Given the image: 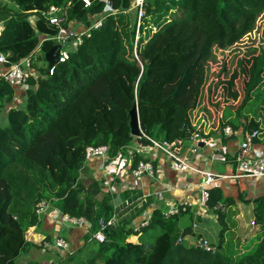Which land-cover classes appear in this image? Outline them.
Returning a JSON list of instances; mask_svg holds the SVG:
<instances>
[{
	"label": "trees",
	"instance_id": "16d2710c",
	"mask_svg": "<svg viewBox=\"0 0 264 264\" xmlns=\"http://www.w3.org/2000/svg\"><path fill=\"white\" fill-rule=\"evenodd\" d=\"M10 1L12 7L0 0V53L8 65L32 59L36 51L44 55L54 45L49 38L58 28L45 15L52 6L62 9L64 29L74 22L90 27L106 1L115 14L106 11L101 26L91 29L52 75L31 77L23 107L9 109L7 123L0 125V264H17L31 246L25 235L39 223L35 211L42 200L89 223L82 245L68 258L75 264H264V195L253 200L239 195L253 205V223L261 232L230 250L233 241L225 243L224 235L236 226V200L210 186L207 206L220 230L218 243L209 241L214 251H206L183 242L193 224L181 232L182 212L167 219L165 210L155 209L149 226L135 235L129 223L150 202L135 205L131 219H116L115 200L82 176L89 147L108 146L115 155L146 143L131 135L133 107L140 130L167 142L188 143L200 125L210 136L225 126L260 130L261 124L247 117V107L264 99V48L243 52L237 46L257 29L264 0H145L139 21L133 0H90L89 8L78 0ZM245 56L256 57L253 70L242 67ZM14 93L0 80V114ZM113 215L105 240L92 239L99 221ZM132 236H138L137 242L130 241Z\"/></svg>",
	"mask_w": 264,
	"mask_h": 264
},
{
	"label": "built area",
	"instance_id": "2783aa9c",
	"mask_svg": "<svg viewBox=\"0 0 264 264\" xmlns=\"http://www.w3.org/2000/svg\"><path fill=\"white\" fill-rule=\"evenodd\" d=\"M78 1L83 4L84 8H89L92 3L90 0ZM144 1L145 0H133L132 8L137 13L138 21L143 14ZM105 5V11L102 15H99L102 17H100L99 20H92L91 26L88 28H84V25L79 22H74L72 23V28L64 29L62 24L65 22V18L61 15L63 13L62 9L55 6L49 8L45 15L49 23L58 28V33L49 38L54 45H59L61 47L58 64L64 63L69 59L70 52L80 46L85 37L90 36L91 29H97L101 26L102 20L104 16H106V11H111V14H115V10L111 9V5L108 1H106ZM74 26H77L82 30H75ZM2 30L3 24L0 23V38ZM68 46L70 47V50L66 49ZM54 68L55 66L47 70V74L49 76L53 74ZM32 76V59L30 57L8 65L4 54L0 53V80H4L7 84L14 88H19L25 86ZM192 124L194 126L196 121ZM201 124H203V122ZM140 133L141 135L138 138H143L146 140V143H137L136 145L127 147L129 159H135L139 156L141 157L134 165L130 166L129 171L127 170L130 176L135 182H140L144 177L154 178L155 168L151 158L158 153L164 161L167 162L172 171L181 174L190 173L199 179V208L201 211L195 213L198 216H202L210 210L207 206L208 188L210 186L217 187V184L222 181H237L247 178L257 180L264 178V151L253 154V141L259 139L261 135L260 130L251 129L247 131H234L230 126H225L220 132H217L215 136H210L208 131L205 132L202 129V125H200L199 130L191 135L188 143H191L194 146L190 150L193 154H197L200 150V143L208 145L214 139L222 141L223 139L226 140L231 137H240L237 150L234 152V155L228 156L226 150L221 149L220 152L211 153L205 159V163L210 165L213 163L231 165L233 167V171L228 175L214 173L195 166L186 155L180 153L182 147L184 146L183 142H167L165 140H157L153 137L145 135L141 130ZM122 158V151L117 152L115 155H110L108 146L89 147L87 149V158L84 164L90 159H100L102 174L100 176L101 184L104 188H106L108 193L110 192L115 194L118 186L122 183L117 184V179L121 180L123 177V171L121 170ZM51 206V200H42L37 204L35 213L38 222H40L41 216L47 213L51 219L57 220L65 225L79 226L85 230L90 229L89 223L84 220V218H71ZM187 206H191L188 201H185L184 204L181 205L171 206L163 212V216L168 219L178 215L180 212L186 211ZM153 211H146L141 217L131 223L130 229L135 235H138L144 228L149 226ZM114 221V215L107 222L101 219L99 221V230L92 235V239L97 240L98 242H103L105 240L106 228L113 226ZM195 227L196 224L193 223V228ZM29 230L30 229H28L25 235L26 240L30 238L28 233ZM180 242L181 239H179L177 243ZM40 245L44 250H62L67 256L71 255V252H69V242L61 237H53L52 240L43 239L40 241ZM193 245L198 248L205 249L206 251H214V248L210 245L209 240L203 237L197 238Z\"/></svg>",
	"mask_w": 264,
	"mask_h": 264
},
{
	"label": "crops",
	"instance_id": "0c3cea01",
	"mask_svg": "<svg viewBox=\"0 0 264 264\" xmlns=\"http://www.w3.org/2000/svg\"><path fill=\"white\" fill-rule=\"evenodd\" d=\"M6 4L13 6L11 3ZM99 19L100 17H93V20ZM78 29L79 28H75V30ZM32 73V79L34 80H37L39 76L43 75L42 73H40V70L36 71L34 67L32 68ZM27 87L28 86L26 84L23 87L14 88V100L11 104L6 106L0 116L2 123H7V113L9 109L23 107L25 100V91ZM260 131L261 135L253 145V154H255L256 152L264 151V135L261 128ZM235 140V137L232 140H229V138H227L225 142L214 139L208 145H203V147L200 148L197 154H193L190 151L194 147L193 144L184 143L181 151L198 168L209 170L214 173L228 175L233 171V167L231 165L219 163H213L210 165L205 163V159L211 153L220 152L221 149L226 150L228 156L234 155V152H236L237 145L239 143V141ZM127 150L128 148L126 149V151L122 152L123 158L121 162V170L123 171V177L121 180L117 179V184H120L121 182L122 183L118 186L117 192L115 194H112L110 192L108 193L116 202L114 208L118 209V211H116L117 217L119 219H131L134 216L133 213H135L133 212V208H135L134 206L144 204L146 203V201L150 202L149 206L147 207L148 209H145V211H143L139 217H141L146 211H153L154 209L163 211L167 210L171 206L181 205L184 204L185 201H188L190 202L191 206H187V210L183 211V214L180 213L178 224L181 232L188 226H191V224L193 223L196 224V227H192L190 235L185 236L183 238V242L188 243L187 246H192L194 244V241L197 238L201 237L206 238L211 243L214 242L212 241V236L218 235V233L213 226V222H215L214 220L216 219V215L213 213V210L210 209L202 216H198L195 214L196 212L201 211L199 208V179L190 173L181 174L172 171L169 168L167 162L164 161V159L157 153L151 158L155 168V177H144L140 182H135L128 171L130 166L134 165L136 163V160L139 159L140 156L135 159H129ZM100 167V159H90L87 161V163L84 164L82 175L87 173L88 171L89 179L98 182L99 187L102 190L107 191L106 188L102 186L100 181V176L102 175ZM84 177H88V175H85ZM217 187L223 190L225 196L232 197L234 200H236V205L232 207V209L236 211V215L234 216V219H236V217L238 218L239 216H242V212L236 210L240 206L239 204H242L244 207H250V210L247 214H249L250 211L252 212L253 208V205L251 203H244V201H241V199L238 198L243 197V200H253L259 196L264 195V178L257 180L247 178L237 181H222L217 184ZM134 199H136V201L132 203L131 201H133ZM120 206L123 207L119 210ZM187 211L192 214V219L190 218V215L188 213L186 214ZM137 219L134 217L133 220L136 221ZM30 230V238L26 241H28L31 246L27 249V252L33 249L37 253L42 254L41 251L45 252L46 250L41 247V240L60 237L66 232L64 238L71 245V250L74 251L82 245L83 237L86 231H88L89 229L85 230L84 228L79 226L65 225L57 220L51 219L46 213L41 216V220L38 225L30 228ZM240 247L242 248L243 245ZM52 252L57 253L58 255L62 254V258L67 257L66 253L62 250H53ZM19 264L56 263L46 259H42L38 262L29 259L22 261Z\"/></svg>",
	"mask_w": 264,
	"mask_h": 264
},
{
	"label": "rangeland",
	"instance_id": "374dc122",
	"mask_svg": "<svg viewBox=\"0 0 264 264\" xmlns=\"http://www.w3.org/2000/svg\"><path fill=\"white\" fill-rule=\"evenodd\" d=\"M1 2L3 5H7V7H12L11 5L6 4V3H11L10 0H1ZM99 17H102V16H99ZM263 25H264V16L261 19H259V21L257 23V29L255 31H253L252 33H250V35L245 37L242 40V42L237 46V48L241 49V51H243V52L246 51L247 47L257 48V47L262 46L264 48V34L262 32ZM75 28H78V27L75 26ZM66 49L70 50V47L68 46V47H66ZM241 56H243V55H241ZM242 58H243L242 67L245 68V70H253L254 66H255V62H256V57L254 58L251 56H247V57L245 56ZM32 67H34L36 69V71L40 70V73H42L43 76L45 74H47L46 70H47L48 66L44 60V55L42 54L41 51H36L34 53L33 58H32ZM232 67H234V70H238V68H239L237 64L232 65ZM263 80H264V75H263ZM262 88H263V93H264V83L262 85ZM258 96H260V93L254 94L255 98ZM247 112H248L247 113L248 118L249 117L255 118L256 121L261 124L260 128H261L262 133L264 135V99L262 98L259 102L250 104L247 107ZM251 112H257L256 117H255V115L251 114ZM0 116H1V114H0ZM201 121H202V119H200L199 122H201ZM240 121H241V124H245V122H246V120L244 118H242ZM5 124L2 123V121L0 119V125L3 126ZM238 131H240V130H238ZM157 137L159 139H161V136H159V135H157L156 138L155 137H153V138L157 139ZM235 139L237 141H239L240 137L236 136ZM180 153L183 154L182 151ZM85 175H88V177H89L88 171H87V173L83 174L82 176H85ZM239 205H240L239 206L240 208L238 207L236 210L242 212V216H239L238 218L236 217V219H234L236 222V226H234V228L231 229L233 231V233L228 232L224 235L225 243H227L229 241H233V244L229 243V249L230 250L232 249V247L235 249L236 244L242 246V245H245L246 243H248L250 241H253L254 238L256 236H258V234L261 232V227L258 224L253 223L254 218L252 216V212L250 211V213L247 214L250 210V207L249 206L244 207L242 204H239ZM115 214H116V219H117V213H115ZM131 223L132 222L129 223V226L131 225ZM129 226H128V228H130ZM213 226H214V229L218 233L220 230V225L215 221V222H213ZM29 232H31V230H29ZM148 233H150V232L148 231ZM65 234H66V232L60 237L65 239L64 238ZM212 238H213L212 241H214V243L217 244L218 243L217 242L218 241L217 235H213ZM50 239L52 240V238H50ZM137 239H138V236H132V238H130V241L137 242ZM222 246L225 247L226 245H222ZM69 247H70L69 252H71V255H72V253L74 251L71 250L70 244H69ZM52 251L53 250H51V249L46 250L45 252L41 251L42 254H39L33 249L28 251V252L26 250L18 258L17 264L21 263L22 261L29 260V259L35 260L37 262L42 260V259H46V260L53 261L56 264H75V262L73 260H69L70 255H68L67 258L66 257L62 258L63 257L62 254L58 255L57 253H54Z\"/></svg>",
	"mask_w": 264,
	"mask_h": 264
},
{
	"label": "water",
	"instance_id": "95a60500",
	"mask_svg": "<svg viewBox=\"0 0 264 264\" xmlns=\"http://www.w3.org/2000/svg\"><path fill=\"white\" fill-rule=\"evenodd\" d=\"M61 47L59 45H54L50 48L49 51H47L44 54V59L47 64V68L50 69L53 66H56L59 61V52H60ZM129 117H130V130H131V135L133 137H140V126H139V120H138V113L136 107H133L130 112H129ZM233 138H229V140H232ZM256 141H253L255 143ZM199 147L202 148L203 144L200 143Z\"/></svg>",
	"mask_w": 264,
	"mask_h": 264
},
{
	"label": "clouds",
	"instance_id": "9594fccd",
	"mask_svg": "<svg viewBox=\"0 0 264 264\" xmlns=\"http://www.w3.org/2000/svg\"><path fill=\"white\" fill-rule=\"evenodd\" d=\"M48 69V68H47Z\"/></svg>",
	"mask_w": 264,
	"mask_h": 264
}]
</instances>
